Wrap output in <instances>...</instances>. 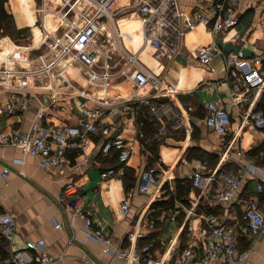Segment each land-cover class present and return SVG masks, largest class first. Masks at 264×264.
<instances>
[{
    "label": "crops",
    "instance_id": "1",
    "mask_svg": "<svg viewBox=\"0 0 264 264\" xmlns=\"http://www.w3.org/2000/svg\"><path fill=\"white\" fill-rule=\"evenodd\" d=\"M136 1L112 0L109 9L114 18L102 14L104 21L97 40L87 45L96 50L94 65L99 75L95 83L90 81L89 68L68 54H61L56 44L69 29L72 19L84 24L89 14L72 10L64 13L68 0H8L7 9L13 15L15 31L0 34V49L8 42L13 51L19 50L20 56L12 59V54H8V58L0 60V102H5L15 89L31 94L34 99L26 111L1 113L0 129H27L40 105L54 104L58 110L51 114L49 124H73L80 116L81 90H85L90 104H98L96 97L106 96L107 103L101 105L109 129L91 133L87 151H69L70 163L55 171L42 168L33 154L0 144V213L4 210L15 213L18 247H25L27 240L44 238L43 249L55 258L51 264H143L105 251L104 242L86 234L83 218L74 216L66 203L58 201L64 184L75 181L79 186L77 199L83 203L93 201L90 204L93 225L101 226L110 235L113 247L134 251L149 245L147 256L172 253L173 258L191 243L201 247L204 232L209 228L203 215L214 212L225 217L240 233V245L247 255L236 264H264V232L248 233L244 215L245 203L257 194L258 183L264 184V149L257 154L250 153L257 146H264V125L256 126L250 116L254 111L264 112V106L260 105L264 103V84L236 92L226 78V59L240 52L264 75V0H238L239 23L231 30L212 32L203 23L187 29L181 51L171 57L158 55L150 44L143 45L142 16L135 7ZM180 4L188 14L202 6L197 0H180ZM42 7H45L44 13ZM235 31L240 32V37L232 40L230 37ZM213 43L222 52H216L210 63H203L196 49ZM123 47L136 52L163 85L176 86L175 94L159 93L154 96L155 101L191 103V108L185 109L192 124L190 131L168 125L159 133L158 122L139 101L140 93H134L132 83L124 75L113 73L124 63L114 66ZM106 64L113 65L106 78L107 86L98 84L105 81ZM46 93L49 97L44 96ZM141 93L150 92L146 88ZM215 98H220L231 114L230 129L226 133L212 130L203 120L207 111L205 104ZM127 104L131 108L126 111ZM113 135L133 142L134 153L128 162L112 163V151L108 155L101 152L102 142ZM146 138L152 142L148 144ZM239 148L252 156L256 166L263 167L262 172L247 173L232 200L210 198L208 193L214 186L195 185L193 174L238 170L247 162L237 153ZM86 157L88 162L83 163ZM121 166L123 173L108 180L102 178L103 170ZM148 167L155 169L161 181L139 192V174ZM130 168L134 173L128 180L125 176ZM184 177L191 180L189 192L183 197H172L176 194V180ZM131 190L133 195L128 194ZM258 198L264 208V189ZM124 199L129 203L127 212L122 207ZM163 199L168 202L163 204ZM58 222L63 226H56ZM191 223L199 228L195 238L191 235ZM9 250L7 243H0V264H6ZM31 251L37 255V251Z\"/></svg>",
    "mask_w": 264,
    "mask_h": 264
},
{
    "label": "built area",
    "instance_id": "2",
    "mask_svg": "<svg viewBox=\"0 0 264 264\" xmlns=\"http://www.w3.org/2000/svg\"><path fill=\"white\" fill-rule=\"evenodd\" d=\"M68 0V11H80L81 15H88L89 18L84 24H80L74 19L71 20L69 29L64 31V36L56 40L60 47V53L68 54L72 60L79 61L89 68L91 82H97L99 75L95 68L94 59L96 50L87 48L90 43L96 42L98 30L103 26L102 14L114 18L109 6L112 0ZM238 0H197L202 3L195 10L188 14L180 4V0H137L135 7L142 16L143 45L150 44L158 55L173 56L181 51L182 39L187 29L193 28L196 24L203 23L212 32L228 31L239 23L236 11ZM84 3L85 8H80L77 4ZM75 6V7H74ZM76 7H79L77 10ZM45 12V7H42ZM59 10V9H58ZM92 12V13H91ZM91 13V14H90ZM50 36V33H47ZM47 36V37H49ZM240 32L235 31L230 39L237 40ZM216 52H222L217 43L208 44L196 49L197 57L203 63H210ZM228 72L226 78L230 80L236 92L244 91L247 86L264 84V75L256 65H250L249 59L244 57L242 52L237 56L226 59ZM121 62H124L120 65ZM95 64V65H94ZM94 65V66H93ZM119 66L113 73L124 75L125 80L132 83L134 93H140L139 101L147 106V112L159 124V133L164 132L168 125L175 128H184L187 131L192 129V124L186 115L191 108V103L185 100L158 102L154 96L159 93L175 94L177 88L174 84L163 85L158 75L149 70L139 60L137 53L122 48L119 59L114 66ZM110 67L106 64L103 76V85H109L106 78L111 74ZM211 85H213L211 83ZM148 94L141 93L146 89ZM143 94V95H142ZM82 99L80 101V116L73 124L52 123L49 118L52 113L57 112V105H40L30 126L27 129L14 127L10 131L0 129V144L18 147L24 153L37 156L42 168L50 171L65 168L70 163L69 151L75 150L84 153L89 148V135L98 131H107L109 121L104 119L105 109L101 104H106L107 99L96 97L98 104H90L85 90H81ZM34 96L19 90H13L5 102H0L1 113H13L16 110L26 111ZM55 101V98H52ZM206 114L203 118L205 124L214 131L226 133L230 129L231 114L229 109L222 103L220 98L208 101L206 104ZM131 108L129 104L125 106L126 111ZM254 124L258 127L264 125V112L254 111L251 113ZM144 136V134H142ZM148 144L151 138H146ZM112 149L119 152L120 162L126 163L134 153V144L122 136L113 135L105 139L101 144V152L108 154ZM237 153L244 157L247 162L238 170H225L221 172L212 171L205 174L197 171L193 174L192 180L195 185L206 186L212 184L214 189L208 193L210 198L232 200L241 187L242 180L247 173L258 175L262 172V166H256L252 156L243 148H239ZM86 157L83 163H87ZM123 173V168L110 167L103 170L101 175L104 180ZM7 170L4 171V175ZM161 177L154 168H144L139 174L137 191L145 192L153 185L160 183ZM264 189L262 182L258 183L257 194L250 197L245 203L246 230L253 235L264 232V208L260 205L258 194ZM133 195V190L128 192ZM79 196V186L75 181L64 184L58 201L66 203V207L72 214L81 216L84 222L86 234L104 242V250L121 258L132 260L134 263L143 264H236L247 255V251L241 248L237 229L227 223L225 217L214 212L203 215V219L208 224L207 232H204L202 245L195 246L189 244L173 254L165 253L160 257L147 256L149 245H144L140 249L131 251L124 247H113L110 235L101 226L93 225L92 210L90 204L92 200L84 203L77 199ZM0 205L2 202L0 200ZM122 207L128 211V199H124ZM175 215L171 218L175 219ZM58 227L63 224L58 222ZM195 238L198 227L189 225ZM17 232V221L12 210H4L0 213V243H7L10 250L7 252L6 264H51L55 258L43 249L44 238L37 241L27 240L25 247H18L15 239ZM37 251L34 255L31 250Z\"/></svg>",
    "mask_w": 264,
    "mask_h": 264
},
{
    "label": "trees",
    "instance_id": "3",
    "mask_svg": "<svg viewBox=\"0 0 264 264\" xmlns=\"http://www.w3.org/2000/svg\"><path fill=\"white\" fill-rule=\"evenodd\" d=\"M7 2L8 0H0V34L2 33H6V32H10L12 33L13 31H15L13 28L14 26V20H13V15L9 12V10L7 9ZM260 105L264 106V103H261ZM262 149H264V146L261 144L259 146H257L256 148H254L252 151H250V153L252 154H257L258 152H260ZM112 163L114 162H119V152L116 149H112ZM110 153V152H109ZM108 153V154H109ZM106 154V155H108ZM122 164V162H120ZM119 166V165H117ZM126 172V171H125ZM130 172V173H129ZM134 173V169L130 168L128 171V174H126L127 176H125L128 180L132 179L131 176H133ZM127 182V181H126ZM139 182V181H138ZM130 183L128 182V187H129ZM191 187V180L190 178L184 177V178H178L176 180V194L172 195V197H183L186 193L189 192ZM172 197H169L172 199ZM163 204H165L166 202H168V200L166 201V199L163 201H161Z\"/></svg>",
    "mask_w": 264,
    "mask_h": 264
},
{
    "label": "bare ground",
    "instance_id": "4",
    "mask_svg": "<svg viewBox=\"0 0 264 264\" xmlns=\"http://www.w3.org/2000/svg\"><path fill=\"white\" fill-rule=\"evenodd\" d=\"M8 43V42H7ZM7 43H5L2 48L0 49V60L1 59H4V58H8V54H12V59H15L17 57L20 56V52L19 50L17 49L16 51H13V49H11L10 45H8ZM12 45V44H11ZM13 48V47H12ZM8 55V56H7ZM11 56V55H10ZM14 64V63H12ZM9 72V71H8Z\"/></svg>",
    "mask_w": 264,
    "mask_h": 264
},
{
    "label": "rangeland",
    "instance_id": "5",
    "mask_svg": "<svg viewBox=\"0 0 264 264\" xmlns=\"http://www.w3.org/2000/svg\"><path fill=\"white\" fill-rule=\"evenodd\" d=\"M82 2V0H80L79 1V3H81ZM77 6H79L80 8H85V5H84V3H82V4H77ZM75 7V6H74ZM79 7H76L77 8V10H79ZM119 12H117V13H115V14H118ZM13 33V32H12ZM7 34V33H6ZM5 41H3V43H4ZM73 68H75V65L73 66Z\"/></svg>",
    "mask_w": 264,
    "mask_h": 264
},
{
    "label": "water",
    "instance_id": "6",
    "mask_svg": "<svg viewBox=\"0 0 264 264\" xmlns=\"http://www.w3.org/2000/svg\"><path fill=\"white\" fill-rule=\"evenodd\" d=\"M44 96L49 97V95H48L47 93H46ZM46 97H45V98H46ZM45 98H44V99H45Z\"/></svg>",
    "mask_w": 264,
    "mask_h": 264
}]
</instances>
